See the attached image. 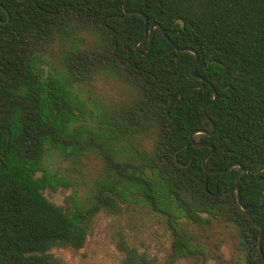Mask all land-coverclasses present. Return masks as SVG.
<instances>
[{"label":"trees","instance_id":"obj_1","mask_svg":"<svg viewBox=\"0 0 264 264\" xmlns=\"http://www.w3.org/2000/svg\"><path fill=\"white\" fill-rule=\"evenodd\" d=\"M0 0V264H58L95 218L136 205L167 217L171 260L205 256L178 226L233 232L235 264H264V0ZM9 15V19L7 16ZM184 22V27L177 22ZM146 52L149 41L139 45ZM106 88V89H105ZM108 88V89H107ZM105 95H103V94ZM102 95V96H101ZM93 168L90 176L86 169ZM72 189L69 212L47 188ZM122 264H156L122 242ZM166 261L159 264H172Z\"/></svg>","mask_w":264,"mask_h":264},{"label":"rangeland","instance_id":"obj_2","mask_svg":"<svg viewBox=\"0 0 264 264\" xmlns=\"http://www.w3.org/2000/svg\"><path fill=\"white\" fill-rule=\"evenodd\" d=\"M93 172L92 167L85 170L89 176ZM43 194L48 201L69 212L71 188H47ZM168 225L167 217L162 214L136 205L123 206L119 214L103 213L95 218L82 249H55L53 253L58 264H122L125 253L120 245L125 242L159 264L171 260L173 234ZM178 229L187 232L205 256L186 254L171 260L172 264H235L234 234L226 226L214 223L201 229L181 224Z\"/></svg>","mask_w":264,"mask_h":264},{"label":"water","instance_id":"obj_3","mask_svg":"<svg viewBox=\"0 0 264 264\" xmlns=\"http://www.w3.org/2000/svg\"><path fill=\"white\" fill-rule=\"evenodd\" d=\"M18 1H23V0H18ZM128 6H129L128 0H124L123 10H124V12L127 15H139L140 17L144 18V20L146 22L145 29H144V36H143V38L141 40H139L135 44L136 51L139 54H141V55L148 54V52L150 51L151 45H152L154 30L155 29H159L162 32V34L165 37V39L168 40L171 45H173V47L175 48V50L177 52H179V53L188 52V53L194 54L195 61H194L193 67L191 69V74L193 76H195V68H196V65L198 63V58H199L197 51H195L192 48H179L176 44H174L170 40V38L167 36V34L164 32V30L161 28V26L159 24H154V25H152L149 28L148 18L145 16V14H143L142 12L137 11V10H129L128 9ZM7 16H8V19H9L8 13H7ZM177 22L181 25L182 28L184 27V22L181 19L178 20ZM146 40L149 41V49L146 52H142L141 50H139L138 47H139V45L142 42H144ZM209 85L213 89L214 97H213V100L211 102H208V103H206L203 106V113H204L205 117L209 120V122L212 125V132L211 133H208V132L203 131V130L193 131L191 133V135H190L191 142L193 143V145L195 147H198V148H210L211 149V151L203 159V167H204V169H205L206 172L211 173V174H214V173H227L228 171H230V170H232V169H234L236 167H239L240 168L239 172L236 175L235 186H236L237 201H238L239 206L242 208V210H245L246 211V210H251V209H254V208H256V209H263L264 208V192H263L262 197H261V205L260 206H256L255 207V206H248V205H245L244 204L243 199H242V196H241V191H240V179H241L242 174L244 173V168L239 163L232 164L227 170H211V169H209L207 167V160L215 152L214 146H212L209 143H195V141H194V137L196 135L204 134V135H207V136H211V135L214 134L215 129H216V126H215L214 122L207 115V107L216 102V100L218 98V93H217V91L214 89V87L210 83H209ZM263 236H264V219H263L262 226H261L260 241H259V249L261 251V254H262V241H263Z\"/></svg>","mask_w":264,"mask_h":264}]
</instances>
